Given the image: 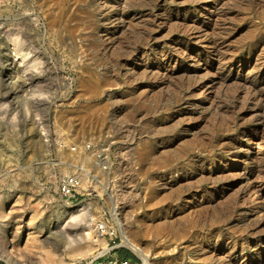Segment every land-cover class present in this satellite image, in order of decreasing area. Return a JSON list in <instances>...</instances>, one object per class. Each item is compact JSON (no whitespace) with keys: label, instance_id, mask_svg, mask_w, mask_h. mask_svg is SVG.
<instances>
[{"label":"rangeland","instance_id":"rangeland-1","mask_svg":"<svg viewBox=\"0 0 264 264\" xmlns=\"http://www.w3.org/2000/svg\"><path fill=\"white\" fill-rule=\"evenodd\" d=\"M53 128L115 135L73 205ZM100 221L109 258L264 264V0H0V264H102Z\"/></svg>","mask_w":264,"mask_h":264},{"label":"built area","instance_id":"built-area-1","mask_svg":"<svg viewBox=\"0 0 264 264\" xmlns=\"http://www.w3.org/2000/svg\"><path fill=\"white\" fill-rule=\"evenodd\" d=\"M111 131L105 132L97 138L87 139L78 142L61 133L60 129L53 128L49 132L50 142L55 150L66 161L74 160V165L67 173L59 175L57 180V193L61 200L69 205H73L80 198L89 193L96 178L94 171L100 173H110L115 167L114 151L116 140ZM117 238V231L112 225L105 221L95 223L91 235L93 242H100L104 239L106 246L113 243L106 251H97L94 259L102 264H137L131 259L119 260L109 258L105 255L118 248L114 243Z\"/></svg>","mask_w":264,"mask_h":264},{"label":"bare ground","instance_id":"bare-ground-1","mask_svg":"<svg viewBox=\"0 0 264 264\" xmlns=\"http://www.w3.org/2000/svg\"><path fill=\"white\" fill-rule=\"evenodd\" d=\"M150 20V19H149ZM150 22H151V24L153 23L154 24V22H155V19L154 18H152V20H150ZM152 24V25H153ZM148 25V24H147ZM143 28H145L144 26H143ZM149 28V27H148ZM147 27H146V29H148ZM154 30V29H153ZM146 31V30H145ZM149 34V33H148ZM170 34V33H169ZM121 35V34H120ZM149 42H151L152 43V38H151V36L149 35ZM148 40V39H147ZM151 43H148L147 45H146V47H144L143 49L145 50V49H148V48H151V46H152V44ZM112 44V43H111ZM139 44V43H138ZM119 45V44H118ZM212 47V50H216V51H218V46L217 45H212L211 46ZM139 50V49H138ZM145 53V52H144ZM171 54V53H170ZM135 55V54H134ZM168 57H166L167 59H169L170 57H169V55H167ZM164 57V56H163ZM190 57V56H189ZM143 59V58H142ZM141 59V60H142ZM206 60V59H205ZM133 61V60H132ZM136 61V60H135ZM134 61V62H135ZM133 62V63H134ZM136 63V62H135ZM168 63V62H167ZM140 65H142V63H138L137 62V64H136V66H140ZM125 67V66H124ZM144 69V68H143ZM128 70V69H127ZM127 73V72H126ZM83 78V77H82ZM86 78V77H85ZM89 79V78H88ZM81 82V81H80ZM88 80L86 79H82V82H81V87H82V85H83V87L84 88H87V86L89 85L88 84ZM91 82V81H90ZM97 84V83H96ZM93 86H94V84H93ZM92 86V88H94ZM99 88V87H98ZM95 89V88H94ZM93 89V90H94ZM254 89V88H253ZM91 90V89H90ZM97 90V89H96ZM253 91V90H252ZM251 91V92H252ZM144 93V92H143ZM140 94V93H139ZM143 96V95H142ZM260 98V97H259ZM81 116V115H80ZM85 119V118H84ZM189 144V143H188ZM235 146V145H234ZM235 148V147H234ZM233 148V149H234ZM209 149V148H208ZM242 149V148H241ZM251 149H249V147H247V149H246V151H250ZM201 181V180H200ZM198 189V188H197ZM181 191V190H180ZM160 195V194H159ZM173 196V195H172ZM161 197V196H160ZM176 198V197H175ZM160 202V201H159ZM189 209V208H188ZM193 210V209H192ZM191 210V211H192ZM189 211V210H188ZM190 211V212H191ZM194 211V210H193ZM202 211V210H201ZM186 214V213H185ZM190 215V214H189ZM201 216V215H200ZM181 217V216H180ZM184 217V216H183ZM192 217V216H191ZM209 217V216H208ZM202 218V217H201ZM187 219V218H186ZM190 219H192V218H190ZM189 219V221H190V223H192L191 222V220ZM119 220V219H118ZM177 220V219H176ZM194 220H196V216H195V219L193 218L192 219V221H194ZM221 220V219H220ZM189 221H187V222H189ZM168 223H166L165 225H155V227H157L158 228V230H160L159 228H162V226L163 227H166V228H172L173 226H172V224L169 222V221H167ZM194 223V222H193ZM199 223V222H198ZM185 225H187L186 223H184ZM117 225V227L119 228V231L121 232V236H122V240H123V242L126 244V245H128V246H130L131 248H132V250H134V252H136V253H139V254H141V250L136 246V244L134 243V242H132V241H130V238L128 237L127 238V236H125V233H124V229H123V223L121 222V221H118V223L116 224ZM151 225V224H150ZM181 226V225H180ZM182 226H184V225H182ZM181 228V227H180ZM184 228V227H183ZM183 228L182 229H180L179 231L181 232L182 230H183ZM172 229H175V228H172ZM157 230V229H156ZM175 230H177V228L175 229ZM176 232V231H175ZM250 232V231H249ZM187 233V232H186ZM253 234V233H252ZM250 235V234H249ZM182 237V236H181ZM239 238V237H238ZM243 238V237H242ZM132 240V239H131ZM100 244L102 245V246H105V247H107L106 246V243H105V241L103 240V239H101L100 240ZM104 248V247H103ZM108 249V248H107ZM104 251H106V248H104L103 249ZM212 250H214V249H212ZM209 252V251H208ZM216 252V251H215Z\"/></svg>","mask_w":264,"mask_h":264},{"label":"trees","instance_id":"trees-1","mask_svg":"<svg viewBox=\"0 0 264 264\" xmlns=\"http://www.w3.org/2000/svg\"><path fill=\"white\" fill-rule=\"evenodd\" d=\"M122 252H123V251H122ZM117 258H118L119 260L130 259V258H129V255H127L126 253H124V254L120 253V255H118Z\"/></svg>","mask_w":264,"mask_h":264}]
</instances>
